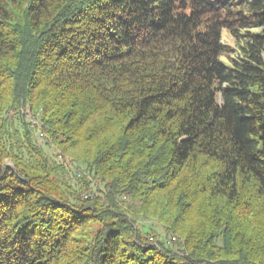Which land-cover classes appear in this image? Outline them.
Returning a JSON list of instances; mask_svg holds the SVG:
<instances>
[{"label":"trees","instance_id":"trees-1","mask_svg":"<svg viewBox=\"0 0 264 264\" xmlns=\"http://www.w3.org/2000/svg\"><path fill=\"white\" fill-rule=\"evenodd\" d=\"M0 264H264V0H0Z\"/></svg>","mask_w":264,"mask_h":264},{"label":"rangeland","instance_id":"rangeland-1","mask_svg":"<svg viewBox=\"0 0 264 264\" xmlns=\"http://www.w3.org/2000/svg\"><path fill=\"white\" fill-rule=\"evenodd\" d=\"M223 37H224V43L227 44V45H231V46H235V43L233 41V39L228 35L226 34V32L223 34ZM35 124V121H33V125ZM40 129L37 127L36 128V136H37V142L43 146L45 148V150L48 152V154H57L56 150L54 148H51V147H48L46 145V139L45 137H40V133H39ZM9 166H11V164L9 163ZM75 172V170H73ZM139 224L140 226L144 227L145 230L148 229V228H151V227H154L157 231L156 232H153L149 235V241H151L153 244H155V242L157 240H164L165 239V236H164V232L162 230V228L158 225V223L156 222H153V221H148V220H143V219H139Z\"/></svg>","mask_w":264,"mask_h":264},{"label":"bare ground","instance_id":"bare-ground-1","mask_svg":"<svg viewBox=\"0 0 264 264\" xmlns=\"http://www.w3.org/2000/svg\"><path fill=\"white\" fill-rule=\"evenodd\" d=\"M40 137H41V138L44 137L43 134H40Z\"/></svg>","mask_w":264,"mask_h":264}]
</instances>
